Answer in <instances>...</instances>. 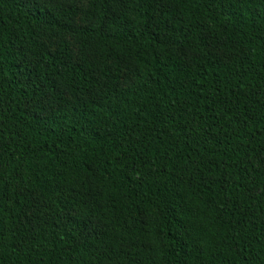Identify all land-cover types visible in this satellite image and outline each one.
I'll use <instances>...</instances> for the list:
<instances>
[{
	"label": "trees",
	"instance_id": "trees-1",
	"mask_svg": "<svg viewBox=\"0 0 264 264\" xmlns=\"http://www.w3.org/2000/svg\"><path fill=\"white\" fill-rule=\"evenodd\" d=\"M45 1L0 0V264H264V0Z\"/></svg>",
	"mask_w": 264,
	"mask_h": 264
},
{
	"label": "rangeland",
	"instance_id": "rangeland-1",
	"mask_svg": "<svg viewBox=\"0 0 264 264\" xmlns=\"http://www.w3.org/2000/svg\"><path fill=\"white\" fill-rule=\"evenodd\" d=\"M87 1L88 0H59V2H55V0H48L47 3L51 4L52 6L54 5H61V6H68V5H74L76 6L79 10H82L86 4H87ZM46 2V1H45ZM76 24L79 25L81 24V21L79 18H77L75 20ZM67 39H70L69 36H67ZM50 46H53L54 44V41H50V42H47ZM53 48V47H52ZM74 50V49H73ZM123 73H125L126 75L129 73L128 69L126 70H123ZM49 106H51L49 104ZM39 207L37 206L36 208L34 207L33 210H32V213H35V210H38Z\"/></svg>",
	"mask_w": 264,
	"mask_h": 264
},
{
	"label": "snow or ice",
	"instance_id": "snow-or-ice-1",
	"mask_svg": "<svg viewBox=\"0 0 264 264\" xmlns=\"http://www.w3.org/2000/svg\"><path fill=\"white\" fill-rule=\"evenodd\" d=\"M46 2H48V0H46ZM55 2H59V0H55Z\"/></svg>",
	"mask_w": 264,
	"mask_h": 264
}]
</instances>
